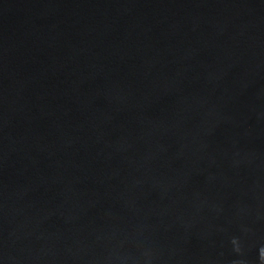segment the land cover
Returning a JSON list of instances; mask_svg holds the SVG:
<instances>
[{
  "label": "water",
  "instance_id": "95a60500",
  "mask_svg": "<svg viewBox=\"0 0 264 264\" xmlns=\"http://www.w3.org/2000/svg\"><path fill=\"white\" fill-rule=\"evenodd\" d=\"M264 0H0V264H264Z\"/></svg>",
  "mask_w": 264,
  "mask_h": 264
},
{
  "label": "bare ground",
  "instance_id": "6f19581e",
  "mask_svg": "<svg viewBox=\"0 0 264 264\" xmlns=\"http://www.w3.org/2000/svg\"><path fill=\"white\" fill-rule=\"evenodd\" d=\"M261 20L264 22V15L261 16Z\"/></svg>",
  "mask_w": 264,
  "mask_h": 264
}]
</instances>
